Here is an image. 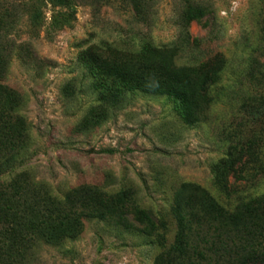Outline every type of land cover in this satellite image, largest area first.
I'll list each match as a JSON object with an SVG mask.
<instances>
[{
  "label": "rangeland",
  "instance_id": "374dc122",
  "mask_svg": "<svg viewBox=\"0 0 264 264\" xmlns=\"http://www.w3.org/2000/svg\"><path fill=\"white\" fill-rule=\"evenodd\" d=\"M6 1L22 14L4 82L18 94L26 138L0 179L17 175L57 196L94 186L130 197V218L137 206L164 222L148 234L97 217L81 227L39 218L44 236L23 264H214L216 231L197 220L200 208L229 227L237 222L220 209L253 200L264 213V0ZM189 6L204 15L186 18ZM141 60L173 72L187 96L151 93L116 64ZM98 77L122 93L100 94ZM250 141L257 162L236 166L224 188L214 165Z\"/></svg>",
  "mask_w": 264,
  "mask_h": 264
},
{
  "label": "trees",
  "instance_id": "16d2710c",
  "mask_svg": "<svg viewBox=\"0 0 264 264\" xmlns=\"http://www.w3.org/2000/svg\"><path fill=\"white\" fill-rule=\"evenodd\" d=\"M28 2L32 3V0ZM12 8L16 9L17 5H13L12 1L0 0V178L4 173L12 172L16 155L24 147L26 138V127L23 125L17 127L20 119L15 114L14 107L18 103V94L4 82L7 58L10 56L8 53L17 41L12 35L14 34L12 28L22 16ZM26 15L30 22L37 18V13L28 12V9ZM203 15L202 7L189 6L184 12V16L191 20H198ZM116 64L125 75L136 78L151 93H166L180 98L187 96L188 91L183 88L185 85L178 83L173 72L166 73V67L160 62L147 63L141 60L136 64ZM95 86L97 91L107 98H117L123 88L121 83H109L99 77L95 80ZM3 95L9 98V105L2 98ZM259 104L264 107V97ZM202 107L200 105V111ZM250 143L253 142H248L241 150L233 146L228 155L214 165L215 178L218 182L225 180L222 185L224 188L227 187V174L236 166L244 165L246 162L254 164L257 162L258 157L249 150ZM244 156L247 157L242 162ZM16 177L17 175L5 180L0 179V264H23L28 261L27 250L35 243V238L44 236L42 230L38 228L39 218L49 217L59 224L70 223L81 227L86 219L97 217L148 234L157 233L159 229L164 228L163 218L146 208L136 206L140 217L130 218L134 202L125 195H109L98 191L94 186L86 185L72 188L61 197L53 194L41 183L27 181L18 184ZM252 201L240 204L241 206L232 212L223 207L220 209L223 215L237 222L233 223V227L221 223L218 214L207 213L200 208L197 220L209 222L216 231L214 238L217 241L213 239L214 241L210 243L212 247L210 250L214 252L211 263L264 264V213L250 206ZM188 202L189 199H186L185 203ZM27 233L30 235L26 236ZM70 234L64 232L62 237ZM199 254L202 257V253ZM170 264L193 262L180 260Z\"/></svg>",
  "mask_w": 264,
  "mask_h": 264
}]
</instances>
